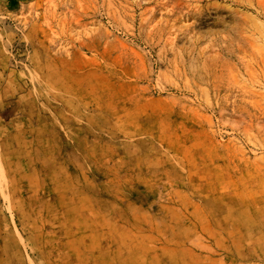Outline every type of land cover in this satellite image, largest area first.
I'll return each instance as SVG.
<instances>
[{
	"label": "rangeland",
	"instance_id": "obj_1",
	"mask_svg": "<svg viewBox=\"0 0 264 264\" xmlns=\"http://www.w3.org/2000/svg\"><path fill=\"white\" fill-rule=\"evenodd\" d=\"M0 264H264V0H0Z\"/></svg>",
	"mask_w": 264,
	"mask_h": 264
}]
</instances>
